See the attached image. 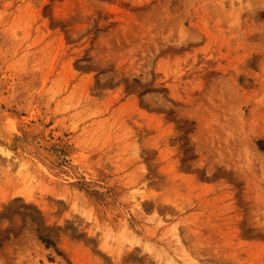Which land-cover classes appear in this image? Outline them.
<instances>
[{
	"label": "rangeland",
	"instance_id": "rangeland-1",
	"mask_svg": "<svg viewBox=\"0 0 264 264\" xmlns=\"http://www.w3.org/2000/svg\"><path fill=\"white\" fill-rule=\"evenodd\" d=\"M1 119L0 264H264V0H0Z\"/></svg>",
	"mask_w": 264,
	"mask_h": 264
},
{
	"label": "bare ground",
	"instance_id": "bare-ground-1",
	"mask_svg": "<svg viewBox=\"0 0 264 264\" xmlns=\"http://www.w3.org/2000/svg\"><path fill=\"white\" fill-rule=\"evenodd\" d=\"M5 115V114H4ZM2 116V115H1ZM7 118H8V116L7 115H5ZM6 117L4 118V119H6ZM2 118V117H1ZM4 119L2 120H0V121H4ZM9 119V118H8ZM13 120V119H12ZM5 122V121H4ZM10 122H12V121H6V123L5 124H2V122H0V139H3V141L5 140V141H8V132H9V130L12 128V124L10 123ZM12 130V129H11Z\"/></svg>",
	"mask_w": 264,
	"mask_h": 264
},
{
	"label": "trees",
	"instance_id": "trees-1",
	"mask_svg": "<svg viewBox=\"0 0 264 264\" xmlns=\"http://www.w3.org/2000/svg\"><path fill=\"white\" fill-rule=\"evenodd\" d=\"M259 147H260V149H262L263 150V148L259 145Z\"/></svg>",
	"mask_w": 264,
	"mask_h": 264
}]
</instances>
